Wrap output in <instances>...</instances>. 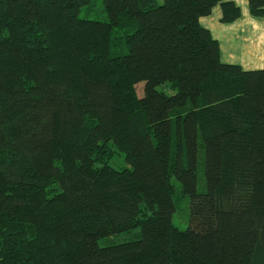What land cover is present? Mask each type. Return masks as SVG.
<instances>
[{"label": "trees", "instance_id": "trees-1", "mask_svg": "<svg viewBox=\"0 0 264 264\" xmlns=\"http://www.w3.org/2000/svg\"><path fill=\"white\" fill-rule=\"evenodd\" d=\"M92 1L0 0V264H264V69L223 62L202 23L241 7L102 0L107 21L82 19Z\"/></svg>", "mask_w": 264, "mask_h": 264}, {"label": "crops", "instance_id": "crops-1", "mask_svg": "<svg viewBox=\"0 0 264 264\" xmlns=\"http://www.w3.org/2000/svg\"><path fill=\"white\" fill-rule=\"evenodd\" d=\"M234 1L240 5L238 0ZM241 10L242 17L226 25L220 22L222 16L220 7L216 8L215 13L221 27L216 24H209L206 27L221 44L223 62L237 64L247 71L264 69V17H253L247 3L245 7L241 6ZM213 15L214 12L202 19V23L211 19Z\"/></svg>", "mask_w": 264, "mask_h": 264}, {"label": "rangeland", "instance_id": "rangeland-1", "mask_svg": "<svg viewBox=\"0 0 264 264\" xmlns=\"http://www.w3.org/2000/svg\"><path fill=\"white\" fill-rule=\"evenodd\" d=\"M157 1L159 4L163 3V0H157ZM247 1L238 0L237 2H239L241 6L245 7L246 3L247 5H249ZM80 17L82 19H89V20L102 21V22L108 20L107 14L104 10V4L102 0H93L90 6L82 9ZM218 20L219 19L217 17V14L214 11L213 17L203 23L205 26L209 24H212V25L216 24L220 28L221 26L218 24L219 23ZM139 86L140 87L138 88V90H139V94H141L143 90V86L142 85H139ZM159 90L164 91L169 95L174 94V91L164 86L159 87ZM115 151L116 149H114V152ZM109 165L117 169L129 167L125 162V155L118 153V152L115 153L113 159L109 161ZM173 183L176 186V192L174 193V200L177 205V212H175L174 214L173 222L175 226H177L181 230H186L190 226V210H189L190 198L184 197L182 195L181 183L175 177H173ZM198 191L200 194H203L206 192V180H205V173H204V152L201 147H199V161H198ZM140 237H141V230L139 228H136L126 233L117 234L111 237L101 239L99 241V246L106 247V246H110L113 244L125 243V242L139 239Z\"/></svg>", "mask_w": 264, "mask_h": 264}]
</instances>
